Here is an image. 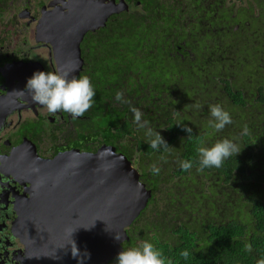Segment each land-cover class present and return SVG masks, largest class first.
<instances>
[{
  "label": "flooded vegetation",
  "instance_id": "flooded-vegetation-1",
  "mask_svg": "<svg viewBox=\"0 0 264 264\" xmlns=\"http://www.w3.org/2000/svg\"><path fill=\"white\" fill-rule=\"evenodd\" d=\"M67 1L0 0V264H33L32 260L37 261L30 257L15 224L18 209L31 196L32 182L25 176L24 167L32 168L25 161L36 159L35 151L43 159H55L57 155L68 151L95 153L108 145L114 147L117 153L125 155L140 174L139 160L145 156V171L150 173L148 176L160 180L157 186L152 181L144 182L151 190L147 204L154 194H160L161 201L171 199L163 206L166 211L179 207L197 210L201 208L195 207L194 199H187L186 202L181 200L185 192L179 191L178 162L168 166L161 159V156L165 157L163 151L149 148L146 152L144 146H147L145 143L148 138L137 137L140 128L134 120L131 107L146 110L147 116L142 115V120L153 130L159 131L164 139L167 138V120L170 119L168 112L177 120L179 113L183 114L185 110L189 125L204 131L206 143L203 146L210 147L227 138L239 147L237 141L242 140L245 133L244 128L236 127L238 120L232 116V123L219 132L203 122L210 115V105L218 104L228 110L224 101L226 97L223 95L219 100L215 93L223 89L215 75L218 59L216 50L219 48L212 50V53L205 52L203 56L199 55V48L206 49L211 45L204 35L207 30L204 25L219 16L220 7H232L234 16L240 13L241 22L236 25L239 28L242 22L247 21L245 16L255 14L252 11L241 12L239 8L247 9L250 5L256 8L258 0H200L199 9L194 14L179 13L178 26L171 32L179 37L167 38L156 49L163 50L166 58L153 59L155 54L152 52L147 71L143 72L145 76L130 70L124 71L122 78H119L115 67L119 61L126 70L129 61L126 63L125 60L128 52L129 59L132 58V44L126 45L119 35L112 34L116 31L113 24L109 23L112 16L127 12L130 16H148L150 21L161 20L157 16L158 8L168 4L190 7V1L187 4V1L180 3L179 0H104L113 4L112 7L118 11L108 17L105 25L88 30L80 43L82 65L77 77H89L96 95L93 106L82 117L75 119L63 111L49 113L46 107L34 102L27 92H20L25 90L27 80L36 71L65 72L59 63L69 60L67 54L58 52L55 43L46 42L39 27L47 13ZM167 54L170 56L167 57ZM205 55L207 57L203 58ZM190 73H200L204 77L203 83L199 78L192 79ZM184 83L190 88L181 89ZM186 90L191 92L189 96L184 95ZM117 92L123 94L122 100L116 99ZM195 104L200 107L196 108ZM118 118L127 120L122 124L127 126L129 132L123 136H120L124 129L122 124L117 123ZM153 164L160 168L159 174L151 171ZM212 185L216 189L221 187L218 181ZM166 211L161 213L166 218L164 229L172 226ZM202 213H205V209ZM135 220L127 227L130 233V238L126 240L128 242L132 241L133 232H140L135 229ZM149 231H152V227L148 228ZM126 241L123 242V248L132 247L130 244L125 246ZM136 241H139V237ZM112 260H116V257L107 264H116L110 263Z\"/></svg>",
  "mask_w": 264,
  "mask_h": 264
},
{
  "label": "trees",
  "instance_id": "trees-1",
  "mask_svg": "<svg viewBox=\"0 0 264 264\" xmlns=\"http://www.w3.org/2000/svg\"><path fill=\"white\" fill-rule=\"evenodd\" d=\"M179 1H187V4L190 1V7L163 5L157 13L161 20L150 21L148 16H130L127 12L112 16L109 23L116 29L112 34L119 35L126 45L132 44V58L129 59V52L124 50L128 52L125 62L129 61L126 70L123 63L118 61L115 67L114 62L119 78H122L124 71L130 70L145 76L152 52L155 54L153 59L166 58L163 50L156 49L167 38L179 37L178 34H171L178 26L179 13L194 14L199 9L200 0ZM239 11H252L255 14L245 16L249 22H242L236 28L241 22L240 13L234 16L232 7L219 8V16L204 25L207 29L204 35L211 45L206 49L200 47L199 55L212 53V50L219 48L216 50L218 59L215 75L223 89L215 93L219 100L223 95L226 97V109L238 120L236 127L245 129L242 140L237 141L241 151L225 159L220 168L198 171L196 148L201 142L203 145L206 143L204 131L189 125L185 109L183 114L179 113L177 120L168 112L170 119L167 120L165 140L169 150L165 152L161 147L159 152L165 153L166 165L172 166L175 161L179 164V191L185 192L181 200L186 202L187 199H194L195 207L201 209L186 210L179 207L166 211L163 206L171 199L161 201L160 194H154L134 222L135 229L140 232H133L132 241L124 243L125 246L130 244L134 247L148 240L162 251L166 264L169 261L171 264H257L264 259V0H258L256 8L250 5L247 9L240 7ZM183 36L185 39L186 34ZM190 77L199 78L202 83L204 81L200 73H190ZM185 88H190L187 83L181 87ZM190 94L189 90L184 93L185 96ZM141 113L147 116L148 112L142 110ZM205 118L203 122L209 125L212 117L209 115ZM124 121L127 122L125 118L117 119L118 124ZM122 126L124 130L120 136L129 132L126 125ZM185 126L192 129L190 137ZM137 137H145V130L138 129ZM234 137L240 139L238 135ZM145 144L142 145H145L147 152L150 147L148 143ZM144 157L139 160L140 179L143 182L152 181L157 186L160 180L148 176L150 173L145 171L147 166ZM183 160L192 161L193 167L188 171L183 170L180 167V161ZM214 181H218L221 187L216 189L212 185ZM204 209L205 213H202ZM165 211L172 224L166 229L163 228L166 218L161 216ZM150 227L152 231L148 232ZM137 234L140 235L135 236ZM138 237L140 243L136 241ZM249 246L251 251H248ZM185 249L190 252L187 260L180 256V252ZM112 262L116 263V260Z\"/></svg>",
  "mask_w": 264,
  "mask_h": 264
},
{
  "label": "water",
  "instance_id": "water-1",
  "mask_svg": "<svg viewBox=\"0 0 264 264\" xmlns=\"http://www.w3.org/2000/svg\"><path fill=\"white\" fill-rule=\"evenodd\" d=\"M67 2L47 13L39 30L46 42L67 54L69 60L59 67L77 77L85 33L105 25L118 9L104 0ZM35 158L25 161L32 165L24 167L32 182L31 196L18 209L15 223L30 257L37 260L31 263L107 264L117 257L129 239L128 225L151 196L140 171L108 145L95 153L68 151L55 159H43L35 151ZM71 239L80 249L79 257H72Z\"/></svg>",
  "mask_w": 264,
  "mask_h": 264
},
{
  "label": "clouds",
  "instance_id": "clouds-1",
  "mask_svg": "<svg viewBox=\"0 0 264 264\" xmlns=\"http://www.w3.org/2000/svg\"><path fill=\"white\" fill-rule=\"evenodd\" d=\"M20 92H27L34 102L46 107L49 113L54 114L63 111L71 114L73 119L82 117L93 106L94 97L96 95V91L89 77L70 76V74L61 71H36L33 76L27 80L25 90ZM122 96V93H116L117 100H122ZM194 106L196 108L200 107L199 104H195ZM130 110L134 114V120L138 127L145 130V136L148 138L147 143L149 147L157 151L162 147L164 151L167 152L169 150V144L160 132L153 130L148 126L146 121L142 120V113L139 109L133 106ZM209 112L212 117L208 122L209 126L214 128L217 132L223 130L226 125L232 123L230 113L218 104L210 105ZM185 131L190 137L192 129L185 126ZM196 151L199 158L198 171H203L205 168H220L225 159L230 158L233 154H238L241 149H239L232 140L225 138L217 141L210 147L203 146L201 142V144L197 146ZM161 159L166 160V157L161 156ZM180 167L188 171L193 167V162L190 160L180 161ZM151 171L155 174H159L160 168L156 164H153L151 165ZM128 236L130 238L129 233ZM120 237V235L116 234L115 238L120 239ZM70 244L72 257H79L81 253L76 241L71 239ZM248 251H251L250 246L248 247ZM180 256L187 260L190 256V252L185 249L180 252ZM116 264H166V258L162 251L157 249L152 242L145 240L139 246L124 247L116 257ZM168 264H171V262L169 261ZM257 264H264V259L259 260Z\"/></svg>",
  "mask_w": 264,
  "mask_h": 264
}]
</instances>
